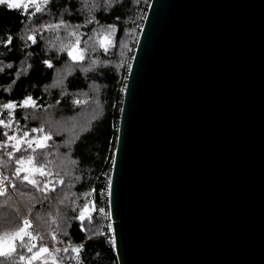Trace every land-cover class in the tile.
I'll return each mask as SVG.
<instances>
[{
    "label": "water",
    "instance_id": "water-1",
    "mask_svg": "<svg viewBox=\"0 0 264 264\" xmlns=\"http://www.w3.org/2000/svg\"><path fill=\"white\" fill-rule=\"evenodd\" d=\"M109 178L117 264H264V0H149Z\"/></svg>",
    "mask_w": 264,
    "mask_h": 264
},
{
    "label": "trees",
    "instance_id": "trees-1",
    "mask_svg": "<svg viewBox=\"0 0 264 264\" xmlns=\"http://www.w3.org/2000/svg\"><path fill=\"white\" fill-rule=\"evenodd\" d=\"M148 2L90 0L85 7L83 0H51L35 16L0 6V119L11 123L10 128L0 125V144L6 145L0 148V174L12 183V188H6V194L0 196V215L5 222L0 235L22 225L27 213L32 220L29 231L35 235V227L51 247L63 249L69 243L82 244V264H117L110 235L104 238L90 230L81 231L77 217L86 203L85 193H93L87 200L99 208L97 191L103 180L106 183L109 179L125 79ZM32 10L30 6L29 12ZM61 20L66 27H42ZM109 25L115 27L114 32ZM8 35L13 36V41L5 46ZM29 35L35 36V43L28 39ZM106 36L112 45L107 44ZM69 51L77 56L76 60ZM29 96L36 106L21 107ZM7 103L16 104V108H4ZM33 128L44 131L32 132ZM5 132L16 140H9ZM45 135L51 136L42 141L47 146L37 147L34 141ZM17 140L25 143L17 145ZM29 140L33 141L32 148H28ZM29 155L37 166L47 161V176L36 173L30 177L41 187L48 184L44 191L23 179L29 175L27 171H21L19 178L16 175V169L21 167L16 159ZM92 216L93 224L100 222L98 212ZM53 232L56 241L49 237ZM16 243L19 251V242ZM34 243L39 246L42 242ZM64 264L76 262L65 260Z\"/></svg>",
    "mask_w": 264,
    "mask_h": 264
},
{
    "label": "snow or ice",
    "instance_id": "snow-or-ice-1",
    "mask_svg": "<svg viewBox=\"0 0 264 264\" xmlns=\"http://www.w3.org/2000/svg\"><path fill=\"white\" fill-rule=\"evenodd\" d=\"M51 0H0V6H6L10 10H21V14L25 16H35L37 13H40L42 11V5L47 6ZM85 7L89 6L90 0H83ZM112 0H105V3H111ZM33 9L32 12H29V7ZM95 4H91V7H95ZM61 26H65L64 21L61 20L59 23L52 24L48 23L45 25H42L45 29H53L58 30ZM109 29L111 32L115 31V27L112 25H109ZM75 35V33H72ZM28 39L31 40L33 43L36 42V38L34 35H29ZM107 40L108 45H112V41L109 37H105ZM13 41V36L8 35L5 40V46L10 45ZM79 43V41H77ZM114 46V45H113ZM124 48L127 47L126 44L123 45ZM105 51H107V47H105ZM69 56L72 57L73 60L77 59V56L74 55L72 51H69ZM123 51H121L120 55L123 56ZM82 58V54H81ZM45 63L48 64V67H52L50 63L45 61ZM123 61H121V64ZM120 65H117L119 67ZM10 68L11 65H8ZM2 71V69H0ZM79 103V101H77ZM21 107H35V102L32 100V98L29 96L26 98L22 104ZM6 109H14L16 108V104L14 103H7L3 105ZM0 125H3L5 128H10L11 123H5L3 119H0ZM43 128H33L32 132H43ZM4 136H7L9 140H16V137L8 136V133L5 132ZM24 136L27 137L28 133L25 132ZM48 139H51L50 135H45L41 139H37L34 142L36 143L37 147L44 148L47 145L44 144L42 141H46ZM28 148H32L33 141H26ZM25 143L24 140H17V145ZM15 146V145H14ZM6 145L0 144V148H4ZM16 151H20L19 147H16ZM27 151V149H25ZM33 152H35V149H32ZM8 156L11 157L12 153L9 152ZM15 163L21 165L20 168L16 169V175L19 178V173L21 171H27L29 175H26L23 177L24 180H26L29 184H31L33 187L39 188L41 191H44L48 184L43 185V187L40 186L39 182L33 178H30L32 175L38 173L41 176H47L49 173L45 170L46 169V163L44 162L39 163V166L36 165L34 162V157L32 155H29L27 157H20L16 159ZM73 164L76 163V161H72ZM25 165H29L30 167H25ZM2 175V174H0ZM48 183H52L51 181H48ZM61 184H63V180L60 181ZM3 179H0V196H4L7 192V189L3 186ZM13 188H15V185H13ZM53 191L55 189H52ZM95 190H93L94 192ZM93 193L88 192L84 194V198L86 200V203L81 207L79 215L77 219L81 222L80 224V230L81 231H91L93 235H99V236H107L108 233L104 231L105 227L108 229V232L110 233V236L108 237L110 240V243L115 247L117 244V238H116V229L114 228L113 224L110 222L107 225L103 223L104 219L111 220L112 213L111 211H105L103 207H99L97 209V206L94 202L87 200V197L91 196ZM103 195V193L101 194ZM107 195L111 197L112 195V181L111 178L108 180V187H107ZM63 203V201H61ZM111 206V201H109V208ZM99 213V216L97 219L100 221L97 224H93V212ZM87 220L88 224L85 225L84 221ZM3 216L0 215V228L3 227L4 224ZM53 224L56 223L55 220L52 221ZM31 228V221L25 217L23 218L22 225L17 224L14 229L12 230H4L3 234L0 235V257L6 258L5 260H0V264H17V261H24L25 264H34L35 261H40L41 264H64L65 260L69 261H75L76 264H82L81 261V252L83 250V245L73 246L71 243L68 244L67 247H64L63 249L60 248H50L44 244L41 243L39 246L34 243V241H44L45 236L44 235H33L32 231H29ZM27 237V239H25ZM91 238V237H89ZM51 239L53 241H56V235L55 233H51ZM19 242V251L17 248V243ZM35 249V251H34ZM26 250V252H25ZM63 252L64 255L61 256L60 253ZM71 252V254H69ZM26 253H30L31 255H27Z\"/></svg>",
    "mask_w": 264,
    "mask_h": 264
},
{
    "label": "built area",
    "instance_id": "built-area-1",
    "mask_svg": "<svg viewBox=\"0 0 264 264\" xmlns=\"http://www.w3.org/2000/svg\"><path fill=\"white\" fill-rule=\"evenodd\" d=\"M0 179H3V187L4 188H7V189H11L12 188V183H11V180L10 179H8L6 176H4V175H0ZM109 180V179H108ZM108 180H107V182L105 183V190H104V188L103 189H100V190H98L97 191V195H98V197L100 198L99 200H100V202H101V204H100V207H103L104 209H105V211L107 212V211H109V209H108V195H107V187H108ZM103 193V195H101ZM27 218L29 219V217L27 216ZM30 220V219H29ZM104 224L105 225H107L108 223H110L111 222V220L109 221L108 219H105L104 220ZM31 225H32V222H31ZM34 229H36L35 227H33ZM37 230V229H36ZM104 231L106 232V233H108V235H110V233L108 232V229L105 227V229H104ZM41 235V234H40ZM108 235L107 236H102V237H104V238H106V237H108ZM44 242V244H46L48 247H50L48 244H47V242L44 240L43 241ZM51 250V249H50Z\"/></svg>",
    "mask_w": 264,
    "mask_h": 264
},
{
    "label": "rangeland",
    "instance_id": "rangeland-1",
    "mask_svg": "<svg viewBox=\"0 0 264 264\" xmlns=\"http://www.w3.org/2000/svg\"><path fill=\"white\" fill-rule=\"evenodd\" d=\"M25 167H26V165H25ZM105 180L106 179H104L103 180V182H102V186L98 189V190H100V189H103L104 188V190H105ZM100 199V198H99ZM100 204H101V202H100ZM100 204H99V207H100ZM97 209H99V208H97ZM98 212V211H97ZM29 217V215L26 213V217ZM29 219H30V221L32 222V220H31V218L29 217ZM105 220V219H104ZM104 220H103V223H105L104 222ZM34 231H35V235H40L41 233L38 231V230H36V229H34ZM42 235V234H41ZM49 237L51 238V234H49ZM46 242H47V244L49 245V243H48V241H47V239L45 238L44 239ZM42 243H44L43 241H41ZM50 246V245H49ZM50 249H52L53 247H49Z\"/></svg>",
    "mask_w": 264,
    "mask_h": 264
}]
</instances>
